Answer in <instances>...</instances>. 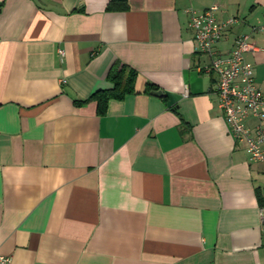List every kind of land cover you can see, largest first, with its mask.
Segmentation results:
<instances>
[{"label": "crops", "instance_id": "0c3cea01", "mask_svg": "<svg viewBox=\"0 0 264 264\" xmlns=\"http://www.w3.org/2000/svg\"><path fill=\"white\" fill-rule=\"evenodd\" d=\"M111 1L0 0V264H264V162L234 142L186 12L244 20L220 51L261 26L264 93V0ZM123 65L134 93L76 103Z\"/></svg>", "mask_w": 264, "mask_h": 264}, {"label": "built area", "instance_id": "2783aa9c", "mask_svg": "<svg viewBox=\"0 0 264 264\" xmlns=\"http://www.w3.org/2000/svg\"><path fill=\"white\" fill-rule=\"evenodd\" d=\"M218 10L217 5L202 11L186 10L195 51L210 60L201 71L216 76L219 106L234 142L244 145L249 162H264V93L256 83L253 65L246 60V54L255 48L251 34L259 32L261 26H252L250 33L237 35L231 49L220 51L216 44L244 20L238 16L220 20ZM59 54L63 56V51L59 50ZM251 120L254 124H249ZM259 212L264 223V206ZM8 261L0 255V263Z\"/></svg>", "mask_w": 264, "mask_h": 264}, {"label": "trees", "instance_id": "16d2710c", "mask_svg": "<svg viewBox=\"0 0 264 264\" xmlns=\"http://www.w3.org/2000/svg\"><path fill=\"white\" fill-rule=\"evenodd\" d=\"M126 8V0H112L109 9L121 10ZM137 76V72L123 65L121 69L113 68L108 74V80L113 84L110 89H101L95 91L86 100H76L78 104H84L88 101H95L97 104V110L99 114H104L110 99H123L127 94L134 93V82ZM156 89V86L147 84L146 92ZM264 205V203H260Z\"/></svg>", "mask_w": 264, "mask_h": 264}, {"label": "water", "instance_id": "95a60500", "mask_svg": "<svg viewBox=\"0 0 264 264\" xmlns=\"http://www.w3.org/2000/svg\"><path fill=\"white\" fill-rule=\"evenodd\" d=\"M153 94L156 96H160L162 94V92L161 91H154Z\"/></svg>", "mask_w": 264, "mask_h": 264}]
</instances>
